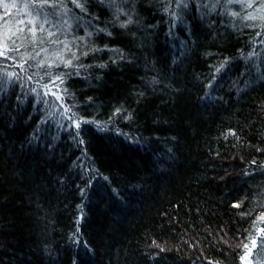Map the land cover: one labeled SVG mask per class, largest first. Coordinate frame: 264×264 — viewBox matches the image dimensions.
<instances>
[{
	"label": "trees",
	"instance_id": "trees-1",
	"mask_svg": "<svg viewBox=\"0 0 264 264\" xmlns=\"http://www.w3.org/2000/svg\"><path fill=\"white\" fill-rule=\"evenodd\" d=\"M30 4L0 0V264H264V0Z\"/></svg>",
	"mask_w": 264,
	"mask_h": 264
},
{
	"label": "snow or ice",
	"instance_id": "snow-or-ice-1",
	"mask_svg": "<svg viewBox=\"0 0 264 264\" xmlns=\"http://www.w3.org/2000/svg\"><path fill=\"white\" fill-rule=\"evenodd\" d=\"M217 2H219V0H217ZM228 3H238L240 2V0H227ZM72 3L75 4V6L77 8H79L82 12L86 11V8H85V4L87 3V0H84V2L82 3L81 0H72ZM111 3H115V0H111ZM60 6H63L64 7V10L65 11H71L70 9L67 8V6L64 4V0H31V4H30V7H31V11L32 13L34 14L35 17H40L41 15H44L45 16V23H48L49 20H48V17H51L53 15L56 14V9ZM4 7L5 9H7L8 7H10V5L8 4H4ZM248 7H251V4L248 5ZM51 10V11H47V10ZM119 11V9H118ZM231 15L233 16H236L237 13L236 12H233L231 13ZM248 19H254V17H246ZM22 23V21H21ZM122 27H124L125 25H121ZM42 28V26H41ZM23 29H21L22 31ZM49 35H52V33H49ZM2 54V53H0ZM71 62L68 61L65 63V66L67 67ZM43 66V65H41ZM49 67H51V65H49ZM223 67V65H222ZM217 71H219V69H217ZM11 75V74H9ZM59 78V77H58ZM209 87L211 88L212 87V84H209ZM69 109H65V112H68ZM69 118H72V117H69ZM76 125V127L78 128L79 127V121H76L74 120L73 121ZM234 135V133H232ZM234 207H238V205H233ZM258 219L260 221H264V215H261L260 217H258ZM260 232L262 234H264V229H261ZM260 240V247L261 249H264V238H261V237H254L251 239V248H249V245L248 244H245L244 247L245 249H247V252L245 253V256L244 257H241L242 261L245 259V257L249 256L251 253H252V249H255L257 248V240ZM155 244V241L153 242ZM163 250V249H161ZM248 264H251V262L249 261ZM257 264H262L261 261H258Z\"/></svg>",
	"mask_w": 264,
	"mask_h": 264
}]
</instances>
